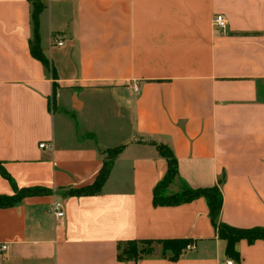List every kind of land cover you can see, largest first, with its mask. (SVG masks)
<instances>
[{"label":"crops","instance_id":"obj_1","mask_svg":"<svg viewBox=\"0 0 264 264\" xmlns=\"http://www.w3.org/2000/svg\"><path fill=\"white\" fill-rule=\"evenodd\" d=\"M33 5L53 72L30 55ZM157 145L190 188H219V222L264 228V0H0V196L48 191L0 208V264H226L203 199L153 205ZM116 147L100 192L69 196ZM173 239L195 248L117 259L120 243ZM235 250L264 264V241Z\"/></svg>","mask_w":264,"mask_h":264},{"label":"trees","instance_id":"obj_2","mask_svg":"<svg viewBox=\"0 0 264 264\" xmlns=\"http://www.w3.org/2000/svg\"><path fill=\"white\" fill-rule=\"evenodd\" d=\"M42 10L41 6L33 5L31 13L32 39L29 42L30 55L44 67L49 68L53 72L48 60L44 57L39 47L38 38V16ZM159 156L166 162V171L161 180L155 185L152 192V202L158 207H173L190 203L196 199H203L206 203L208 216L212 227L215 230L219 240L225 242L224 255L229 261L236 264L240 263V258L235 250V246L240 241H245L252 245L257 241H264V228L254 227L241 229L229 226L219 222V213L221 210L222 197L217 186L211 188L192 189L186 183L180 180L177 172V163L169 148L163 145L156 146ZM121 147L114 149L99 150L102 156V166L97 174L94 182L87 187L80 189H70L67 194L69 196H85L98 194L107 180L113 165L114 158L120 152ZM4 177L7 175L1 171ZM177 186V191L170 192L171 186ZM13 196H0V208H8L17 204L21 199L27 196L46 194L45 189L30 188L16 189ZM191 240L173 239L160 241H130L120 243L117 246L118 261H133L152 257L153 244L159 249V256L169 261H177L183 254L187 253L185 248L192 244Z\"/></svg>","mask_w":264,"mask_h":264},{"label":"built area","instance_id":"obj_3","mask_svg":"<svg viewBox=\"0 0 264 264\" xmlns=\"http://www.w3.org/2000/svg\"><path fill=\"white\" fill-rule=\"evenodd\" d=\"M212 23H213V26L215 28L220 29V30H224L227 26V21L223 15L214 16ZM58 45H61V43H58ZM133 91L135 93H137L136 86L133 87ZM43 147H44V145H39V148H43ZM52 211H53V215H54L56 220H60L61 218H63L64 213H63V207H62L61 202H59V201L54 202L52 204ZM194 248H195L194 244L192 243V244H189L186 246L185 251L188 253V252L193 251ZM5 249H6L5 245H2L0 247L1 251H4ZM226 264H233V262L227 261Z\"/></svg>","mask_w":264,"mask_h":264},{"label":"water","instance_id":"obj_4","mask_svg":"<svg viewBox=\"0 0 264 264\" xmlns=\"http://www.w3.org/2000/svg\"><path fill=\"white\" fill-rule=\"evenodd\" d=\"M158 254V248L156 244H153V255H157Z\"/></svg>","mask_w":264,"mask_h":264}]
</instances>
